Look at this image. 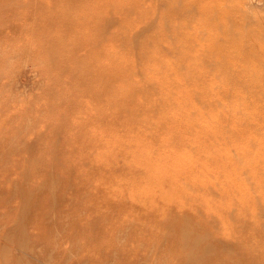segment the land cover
Segmentation results:
<instances>
[{
  "label": "rangeland",
  "instance_id": "374dc122",
  "mask_svg": "<svg viewBox=\"0 0 264 264\" xmlns=\"http://www.w3.org/2000/svg\"><path fill=\"white\" fill-rule=\"evenodd\" d=\"M190 3L0 0V264H264Z\"/></svg>",
  "mask_w": 264,
  "mask_h": 264
},
{
  "label": "bare ground",
  "instance_id": "6f19581e",
  "mask_svg": "<svg viewBox=\"0 0 264 264\" xmlns=\"http://www.w3.org/2000/svg\"><path fill=\"white\" fill-rule=\"evenodd\" d=\"M190 1L209 25L206 29L208 43L202 44L211 57L207 75L212 79L223 77L227 88L222 101L236 104L232 139L238 144L237 229L243 228L242 217L246 215L244 208L248 204L254 238L264 241V40L261 29L254 21V12L241 3ZM244 193L249 203L244 201Z\"/></svg>",
  "mask_w": 264,
  "mask_h": 264
}]
</instances>
